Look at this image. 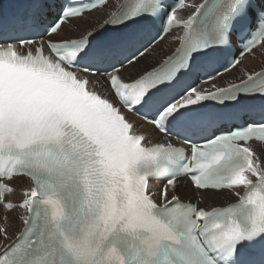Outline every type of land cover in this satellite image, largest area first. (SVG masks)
Here are the masks:
<instances>
[{"label":"snow or ice","instance_id":"6c2138e0","mask_svg":"<svg viewBox=\"0 0 264 264\" xmlns=\"http://www.w3.org/2000/svg\"><path fill=\"white\" fill-rule=\"evenodd\" d=\"M108 3H0V264H264V0Z\"/></svg>","mask_w":264,"mask_h":264},{"label":"bare ground","instance_id":"6f19581e","mask_svg":"<svg viewBox=\"0 0 264 264\" xmlns=\"http://www.w3.org/2000/svg\"><path fill=\"white\" fill-rule=\"evenodd\" d=\"M189 3H191V0H188ZM123 0H109L108 5L103 8L102 10H99L95 13V19L102 21L105 18H107L112 12H116L119 10L120 6H122ZM189 10H181L178 15L180 16H186L187 12ZM71 25L68 26V28L65 30L67 34L72 36L74 34L73 30L69 28ZM180 35V32L177 31L173 33V35L169 36L162 44H160L158 47L155 48L153 51L152 49L149 50V56L146 62L144 61L142 65L140 66L139 69H133L131 71H127L124 73V78L126 80H131L134 77H138V75L142 71H149L156 66H158L160 63H162L167 57H169L174 49L180 44L179 40L176 38L177 36ZM258 51V49H257ZM253 53L249 57H245L243 60V65H242V72L237 74L234 73L233 75H225L224 77H221L217 82V86H227L229 83H239L241 79L246 78L244 76V72H251L254 73L256 71H259V65L254 66L253 61L254 58L258 57V52ZM260 61L264 62V58H258ZM256 61V60H255ZM255 64V63H254ZM262 65V64H261ZM235 77V78H233ZM205 89H210V85L206 84L202 86ZM128 118L132 120L133 122H139L140 119L129 115ZM157 139L153 140V143H156ZM19 179V178H18ZM31 182L27 180V178H23V180L20 181V183L17 184V196L12 198V203L15 204L17 203L19 199V193L22 192L24 189L28 187V185ZM185 192L190 193L191 188L187 180L182 181V192L181 195H183ZM194 200V199H193ZM234 200L232 199L231 196H214L208 199H203L201 198L199 201L200 207H205L207 210H211L213 208H218V207H223L226 204L233 202ZM6 215L9 218V223L10 225H15V221L17 219L18 213L15 211H9L6 213ZM12 230H15V227H13ZM3 243L0 242V252L3 251Z\"/></svg>","mask_w":264,"mask_h":264},{"label":"rangeland","instance_id":"374dc122","mask_svg":"<svg viewBox=\"0 0 264 264\" xmlns=\"http://www.w3.org/2000/svg\"><path fill=\"white\" fill-rule=\"evenodd\" d=\"M191 2H192V0H191ZM69 28H71V30H73L72 29V26L71 27H69ZM73 32H74V30H73ZM69 35V34H68ZM70 36V35H69ZM258 57L257 58H254V61H253V65L254 66H257V65H259V71H261V70H263L264 69V62H262V61H260L258 58H261V57H263L264 58V54H261V53H264V49H258ZM256 60V61H255ZM146 62V61H145ZM255 63V64H254ZM262 64V65H261ZM259 71H256V72H254L253 74H255V73H257V72H259Z\"/></svg>","mask_w":264,"mask_h":264}]
</instances>
